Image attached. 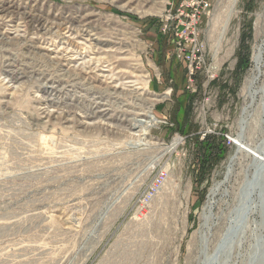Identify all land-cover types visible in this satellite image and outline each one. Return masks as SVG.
<instances>
[{
    "label": "rangeland",
    "instance_id": "rangeland-1",
    "mask_svg": "<svg viewBox=\"0 0 264 264\" xmlns=\"http://www.w3.org/2000/svg\"><path fill=\"white\" fill-rule=\"evenodd\" d=\"M208 2L0 0V264H253L259 211L235 207L246 170L261 210L264 172L229 162L264 153V0Z\"/></svg>",
    "mask_w": 264,
    "mask_h": 264
},
{
    "label": "bare ground",
    "instance_id": "bare-ground-1",
    "mask_svg": "<svg viewBox=\"0 0 264 264\" xmlns=\"http://www.w3.org/2000/svg\"><path fill=\"white\" fill-rule=\"evenodd\" d=\"M3 1V0H2ZM144 1V0H143ZM236 1V0H233ZM3 3V2H2ZM148 3V2H147ZM9 5V4H8ZM15 5V4H14ZM6 6V5H5ZM21 6V5H20ZM18 9V8H17ZM26 9V8H25ZM7 9H2L1 13H5L7 14ZM34 12V11H33ZM14 15V14H13ZM263 15V14H262ZM89 17V16H88ZM23 18V17H22ZM21 19V18H20ZM77 19V18H76ZM88 19V18H87ZM92 19V18H91ZM13 20V19H12ZM22 20V19H21ZM85 21V20H84ZM76 22V21H75ZM8 23V22H7ZM81 23V22H80ZM23 24V23H22ZM90 24V23H89ZM48 27V26H47ZM103 27V26H102ZM45 29V28H44ZM9 30V29H8ZM77 33L81 34V33H85L87 32V29H83V28H79L77 29ZM32 31V30H31ZM30 32V31H29ZM93 32V31H92ZM26 35V34H25ZM94 35V34H93ZM83 36V35H82ZM85 36V35H84ZM97 36V35H96ZM106 36V35H105ZM88 37V36H87ZM106 38V37H105ZM95 40H98V43H100L99 39L96 37L94 38ZM86 40V39H85ZM93 40V39H91ZM119 40V39H118ZM94 41V40H93ZM103 42V41H102ZM124 42V41H123ZM90 43V42H89ZM97 43V42H96ZM98 45V44H97ZM111 46V45H110ZM50 47V46H49ZM86 48V47H85ZM97 48V47H96ZM55 50V49H54ZM69 50V49H68ZM74 50V49H73ZM89 50V49H88ZM95 51V50H93ZM28 52V51H27ZM65 52V51H64ZM76 53V52H74ZM87 53V52H86ZM72 54V53H71ZM102 55V54H100ZM80 56V55H79ZM68 57V56H67ZM89 57V56H88ZM75 60V58H74ZM64 61V60H63ZM106 61V60H105ZM109 61V60H108ZM111 61V60H110ZM253 61H254V71H253V76L252 78L250 77V79L247 80V84L245 86V91H247V95L249 97V99L251 100L250 103L245 106V110H248V108L250 106H252L255 102V99L257 97V95L261 96L262 100H264V80L262 85L257 86V83L261 80V77H264V37L261 41V43L259 44V46L257 47L254 57H253ZM117 62V61H116ZM76 63V62H75ZM105 64V63H104ZM112 64V63H111ZM59 66V65H58ZM62 66V65H61ZM102 67V66H101ZM106 67V66H105ZM89 68V67H88ZM110 69V68H108ZM119 69V68H118ZM124 69V68H122ZM63 71V70H62ZM88 71V70H87ZM97 71V70H96ZM133 71V70H132ZM101 72V71H100ZM102 73V72H101ZM113 73V72H112ZM88 75V74H87ZM115 75V74H114ZM148 75V74H147ZM94 76V75H93ZM105 77V76H104ZM103 77V78H104ZM136 76L129 73L128 71L124 70L122 71V81L127 80L132 78V80H128V81H124L121 82L120 85L117 84H112L111 87H113L114 89H116V91L118 89H121L122 91H126L129 92L131 94L134 95H139L140 93L138 92L140 88H143L142 86L138 87L136 86V83L134 80ZM92 79V78H91ZM89 80V79H88ZM120 80V79H119ZM118 81V80H117ZM95 82V81H94ZM93 83V82H92ZM110 83V81H109ZM116 83V82H115ZM141 85V84H140ZM144 85V84H143ZM148 85V84H147ZM144 89V88H143ZM142 90V89H141ZM142 95V94H140ZM165 96L162 97H156L153 98V102L159 101L163 98H165ZM261 100L260 105H261V113L263 115L264 118V102ZM44 108V107H43ZM263 109V110H262ZM101 112V111H100ZM107 113V112H106ZM69 114V113H68ZM103 115H105L104 113H102ZM147 118L148 120H144L143 122L147 123V126H151L155 123L158 122V117L152 112L151 108L147 111ZM59 112L56 109H53L51 111L48 112H44L43 117H48V118H56L58 117ZM108 115V114H107ZM106 116V115H105ZM67 120H70L69 118H67ZM75 120V119H74ZM108 120V119H107ZM89 125H93L96 127H103V128H108L111 127V125H109L106 122H103L101 120H97L94 122H90L87 123ZM74 126V125H73ZM147 128V127H145ZM148 134L147 129H143L142 131L140 130L139 133L137 132V134H134L135 136H141V135H145ZM236 141V146H237V151L236 154H234L231 157V160L229 162V176L231 171L233 170V165L235 163V159L237 158L238 154L242 151H246L248 154H250L252 156V160L254 162V166L256 168H258V170L262 169L264 172V153L261 152V150H257V149H251L249 148L248 145H246L244 143V141H242L241 139H235ZM178 144V139H175L174 142H172V144H169L166 146V150H171L172 148H175ZM243 148V149H242ZM251 174V173H250ZM259 178V176H258ZM228 179V178H227ZM241 183L238 187V192H237V196H238V202H240V204H238L235 208L236 211H238V214H242V215H247L248 212H250V210L253 209V211H255L256 209L259 211V218H260V230H264V214L262 215V212L264 213V206L262 204L261 210H260V203L258 200V197L254 198V194L253 192L256 190V188L254 186L249 185V183H251V177L249 175H246V170L244 175L242 176L241 179ZM225 182V181H224ZM224 182H219L214 184L213 188L210 190V195H209V200L208 203L205 207V216L209 217L208 214H211L212 208L214 207L215 204V197L218 195L220 188L222 187V185L224 184ZM254 182V181H253ZM252 182V183H253ZM251 197V198H250ZM264 201V199H263ZM263 210V211H262ZM262 219V220H261ZM262 221V222H261ZM234 227V222L232 223V226ZM232 229V228H231ZM230 230V228H229ZM258 252V251H257ZM259 253V252H258ZM260 261V260H259ZM259 264V262H256Z\"/></svg>",
    "mask_w": 264,
    "mask_h": 264
},
{
    "label": "water",
    "instance_id": "water-1",
    "mask_svg": "<svg viewBox=\"0 0 264 264\" xmlns=\"http://www.w3.org/2000/svg\"><path fill=\"white\" fill-rule=\"evenodd\" d=\"M259 180L258 177H256V179H254L253 183H257ZM230 232V231H229ZM229 235V234H228ZM228 237V236H227ZM229 243V237L227 239L224 240V245H223V249H224V253H226V250L228 249L227 245ZM259 252V253H258ZM258 252H256L254 254V256L252 257V263L253 264H258L256 262H259V264H264V243L263 245L260 247V249L258 250ZM260 260V261H259Z\"/></svg>",
    "mask_w": 264,
    "mask_h": 264
},
{
    "label": "built area",
    "instance_id": "built-area-1",
    "mask_svg": "<svg viewBox=\"0 0 264 264\" xmlns=\"http://www.w3.org/2000/svg\"><path fill=\"white\" fill-rule=\"evenodd\" d=\"M202 4H204V6L207 7L209 5V2L208 0H204V1L202 0Z\"/></svg>",
    "mask_w": 264,
    "mask_h": 264
}]
</instances>
